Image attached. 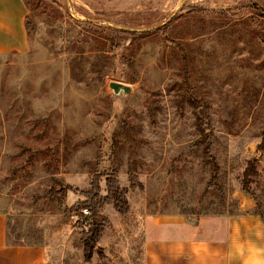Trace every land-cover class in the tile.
<instances>
[{"label": "rangeland", "instance_id": "obj_1", "mask_svg": "<svg viewBox=\"0 0 264 264\" xmlns=\"http://www.w3.org/2000/svg\"><path fill=\"white\" fill-rule=\"evenodd\" d=\"M23 2L26 49L0 52L11 243L42 245L53 264H141L176 218H264V0ZM108 174L127 211L104 203L100 251L85 261L83 222L67 210L94 176L106 196Z\"/></svg>", "mask_w": 264, "mask_h": 264}, {"label": "crops", "instance_id": "obj_2", "mask_svg": "<svg viewBox=\"0 0 264 264\" xmlns=\"http://www.w3.org/2000/svg\"><path fill=\"white\" fill-rule=\"evenodd\" d=\"M23 0H0V52L24 51ZM141 264H264V218L253 210L198 223L171 221L170 237L145 241ZM0 264H53L39 244L11 243L0 213Z\"/></svg>", "mask_w": 264, "mask_h": 264}, {"label": "trees", "instance_id": "obj_3", "mask_svg": "<svg viewBox=\"0 0 264 264\" xmlns=\"http://www.w3.org/2000/svg\"><path fill=\"white\" fill-rule=\"evenodd\" d=\"M202 121L197 119L195 127L202 134ZM257 150L264 151V138L262 142L257 146ZM204 161L208 163L209 170L211 173V179L208 182L209 186L216 184L218 165L214 158L210 155L209 145L204 144L203 148ZM255 173L254 166L248 164L244 172V183L245 187L248 184V176ZM99 177L94 176L90 182V187L87 190L81 191V195L84 197L83 200L76 201L70 208H68L69 213L78 212V216L82 220V235L81 242L83 245V257L85 261H89L95 250H98L97 242L101 237L102 231L107 224V219L100 214V209L104 203L109 200L112 201L114 208L118 211L120 215H124L127 211V200L123 195L120 187L117 184L116 177L113 174H108L105 179L106 185V196H101L99 194ZM244 187V186H243ZM71 189L70 186L66 187ZM51 190L50 192H52ZM51 195V194H49ZM85 211L86 213H83ZM101 253V252H99Z\"/></svg>", "mask_w": 264, "mask_h": 264}, {"label": "water", "instance_id": "obj_4", "mask_svg": "<svg viewBox=\"0 0 264 264\" xmlns=\"http://www.w3.org/2000/svg\"><path fill=\"white\" fill-rule=\"evenodd\" d=\"M114 87H117V85L115 84V85H113Z\"/></svg>", "mask_w": 264, "mask_h": 264}]
</instances>
